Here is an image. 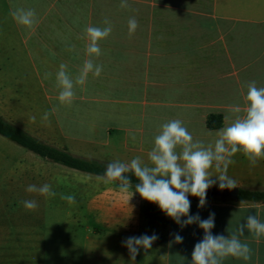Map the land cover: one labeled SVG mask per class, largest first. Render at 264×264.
<instances>
[{
  "label": "crops",
  "instance_id": "crops-1",
  "mask_svg": "<svg viewBox=\"0 0 264 264\" xmlns=\"http://www.w3.org/2000/svg\"><path fill=\"white\" fill-rule=\"evenodd\" d=\"M120 3L121 0H0V116L53 147L66 149L67 139L63 135L66 127L85 134L76 138L81 149H98L93 135L98 126L93 123L69 126L61 122L52 111L55 100L52 91H58L56 73L61 64L66 65L73 80L79 75L88 58L85 30L88 26L105 27L103 22L107 18L112 32L99 42L102 55L95 59L103 71L99 77L90 73L85 85L106 86L104 132L108 162L130 161L139 156L147 163L154 136L171 119L182 120L194 140L214 144L216 133L236 115H243V111L237 114L232 108L234 105L244 108L246 84L256 81L257 87L264 86V0H128L130 7L126 9ZM13 6L35 9L34 30L15 22L10 15ZM130 17L138 21L131 36ZM46 112L49 116L45 121L42 117ZM210 115L221 116L220 128L206 127ZM74 156L105 163L98 158ZM243 157L239 153L232 157L234 163L228 167L232 170L230 177L236 182L255 181L237 175ZM36 160L65 169L76 177L69 190L75 196L77 208L72 217L76 229L84 234L91 264H191L194 245L204 235L197 224L181 228L156 204L135 193L134 184L132 196V190L120 191L119 182L105 183L102 176L45 162L2 140L1 261L77 264L79 260L78 254H57L41 231L45 210L50 207L57 213L64 209L68 202L61 196L67 195L68 190L60 188L65 176H52L50 166L36 172ZM4 164L19 168L16 173L6 174ZM4 177H11L16 183L11 188L6 184L4 189ZM36 182L39 186L50 184L56 196L27 192L26 188ZM237 188L264 189L242 187L238 182ZM188 198L190 214L195 215L196 202ZM33 199L41 207L37 211L26 210L21 202ZM219 212L213 235L228 236L227 229L234 230L249 215H258L264 222V203L237 202ZM199 216L207 219L209 214ZM105 233L113 236L112 245L122 247H125L122 242L131 236L156 234L158 239L148 251L141 249L133 261L129 252L100 253L97 236ZM176 233L183 237L182 243L173 242ZM36 235L41 236L38 248ZM241 240L252 249L251 259L229 257L223 264H264V237L257 240L246 231Z\"/></svg>",
  "mask_w": 264,
  "mask_h": 264
},
{
  "label": "clouds",
  "instance_id": "clouds-1",
  "mask_svg": "<svg viewBox=\"0 0 264 264\" xmlns=\"http://www.w3.org/2000/svg\"><path fill=\"white\" fill-rule=\"evenodd\" d=\"M120 7L129 8L128 0H121ZM10 15L18 25L34 30L37 23L35 9L13 6ZM103 23V28L88 26L85 30L88 40L85 51L88 58L75 80L67 73L66 65H60L56 73V86L60 89L58 99L61 104L71 105L75 98V86L85 85L90 73L95 77L101 75L103 66L95 63V59L102 55L99 42L109 37L112 32L111 22L107 18ZM137 28L138 21L135 17H130L129 35H133ZM246 88L247 92L243 95L244 108L241 109L240 105H234L232 108L237 114L243 111V115H236L231 123L221 128L216 133L214 144L206 145L201 140H194L182 120L171 119L163 123L158 134L154 136L153 147L147 154V163L139 156L130 161L114 160L107 165L101 177L105 183L118 181L120 191L132 190L133 196L134 176L138 181L134 191L143 200L156 204L181 228L197 224L204 235L202 240L194 245L191 264H223L229 257L248 261L251 259L252 249L241 237L245 236L246 231L257 240L264 237V222L258 215L247 216L244 222H239L232 231L227 229L228 236L213 235L215 213H210L207 219H201L198 213L191 215V201L188 198H198V208H203L207 202V191L213 185L218 183L220 190L236 188L237 182L227 175V170L229 165L234 163L232 157L237 153H242L252 166L264 158V86L257 87L256 81H250ZM55 110L54 108L52 111ZM48 116L49 113L46 112L42 119L46 121ZM213 168L218 175L212 174L210 170ZM128 173L132 176L127 175ZM26 191L49 198L56 196L48 183L41 186L31 184ZM61 199L69 204L75 203V196L72 194L62 195ZM21 203L29 211L38 207L34 199ZM157 239L156 234H144L128 237L122 244L135 261L139 251H148ZM173 242L182 243L183 237L176 233Z\"/></svg>",
  "mask_w": 264,
  "mask_h": 264
},
{
  "label": "rangeland",
  "instance_id": "rangeland-1",
  "mask_svg": "<svg viewBox=\"0 0 264 264\" xmlns=\"http://www.w3.org/2000/svg\"><path fill=\"white\" fill-rule=\"evenodd\" d=\"M106 86L105 85H76L75 86V98L71 105L61 104L58 95L60 89L57 87L56 90L52 91V96L55 97V100H52V109H56L55 112L58 115V118L64 124H68L69 126H78L82 124H96L99 128L98 132L93 134L97 138V145L99 148H94L91 150L81 149V146L77 143V136H84L85 134H80L75 131V129H67L64 127L65 131L63 133L64 137L67 139L66 151L71 154L88 157V158H98L103 160L105 163L109 164V160H107L105 153V145H106V130L107 125V101H106ZM137 120L140 118L138 116ZM143 120V118H142ZM0 140L10 144L14 148L19 149L22 152L29 153L28 151L22 149L21 147L15 145L14 143L4 139L0 136ZM89 140V139H88ZM6 147L8 145H5ZM104 148L103 150L101 149ZM89 148V146H88ZM7 151V149H4ZM243 156L242 153H239ZM37 157V156H36ZM39 158V157H37ZM40 159V158H39ZM42 160V159H41ZM47 162V161H45ZM107 164V165H108ZM35 170L36 172H41L43 168H48L50 166V171L53 175H60L61 177L65 176V181L62 180V185L60 188L64 190H68L67 195L72 194L69 190L72 188L73 184L76 182V177L71 176L69 171L65 169H60L55 167L54 165H48L46 163H41L40 161L35 162ZM19 167L17 165H6L3 166V172L6 174L16 173ZM249 168V169H248ZM25 170V169H24ZM69 170V169H68ZM213 175H218L215 169L210 170ZM232 170H227V175L230 176ZM78 172V171H76ZM237 175L240 177H247L249 179L255 180H245V181H237L242 187H256V188H264V158L258 160L255 166H252L249 160L244 156L242 158V164L237 167ZM212 179H216V177H212ZM14 180V179H13ZM11 177H4V189L5 185H9V188L12 183H16L13 181ZM22 182L19 180V184ZM37 186L38 183L36 182ZM54 186H58V183H55ZM213 186H219L218 183ZM22 187V186H20ZM59 187V186H58ZM65 192V191H63ZM41 198V197H40ZM195 211L194 214L197 213L200 215L202 213H215V216L220 214V210L226 208V206L237 204L235 201L231 200H217V199H206V205L203 208H198V199H194ZM41 205H38L36 211ZM77 208L75 204H67L64 209L58 210V212H54L52 208L47 207L45 210L44 219L40 222L41 231L46 236L47 244H52V249L56 251L59 255H79L77 264H91V258L88 256L87 250L88 246L85 244L84 234L80 229H76V225L73 221V213ZM81 211V210H80ZM156 220H159V213L156 214ZM98 237L99 241V252L102 254L107 253H119L124 252L128 253V249L126 247H122L120 245H112V235L105 233L101 234ZM36 248H38V244L41 242V236L36 235ZM53 241V242H52ZM67 244V246H66ZM67 247V248H66ZM71 248V251L69 250ZM76 250V251H75ZM0 264H17L14 261H1ZM34 264H43L42 260H36ZM105 264V262H103Z\"/></svg>",
  "mask_w": 264,
  "mask_h": 264
},
{
  "label": "trees",
  "instance_id": "trees-1",
  "mask_svg": "<svg viewBox=\"0 0 264 264\" xmlns=\"http://www.w3.org/2000/svg\"><path fill=\"white\" fill-rule=\"evenodd\" d=\"M221 116L210 115L206 119V127L210 130H215L221 127ZM0 136L14 143L29 153L39 157L43 161L58 164L69 169L79 172L88 173L97 176H103L107 164L93 160L84 159L74 156L65 150L48 145L37 138L31 136L22 129L16 127L0 116ZM127 175L132 176L131 173ZM138 181L132 177V184ZM198 199L193 196H189ZM206 199H214L207 197ZM237 202L245 203H264V189H238Z\"/></svg>",
  "mask_w": 264,
  "mask_h": 264
},
{
  "label": "water",
  "instance_id": "water-1",
  "mask_svg": "<svg viewBox=\"0 0 264 264\" xmlns=\"http://www.w3.org/2000/svg\"><path fill=\"white\" fill-rule=\"evenodd\" d=\"M118 182V181H116ZM207 197L217 200H231L236 201L238 197V188L220 190L219 186L211 187L207 191Z\"/></svg>",
  "mask_w": 264,
  "mask_h": 264
}]
</instances>
